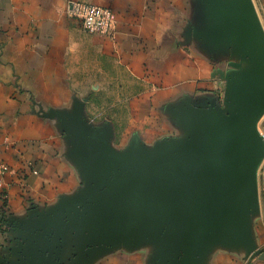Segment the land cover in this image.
Segmentation results:
<instances>
[{"label":"crops","instance_id":"0c3cea01","mask_svg":"<svg viewBox=\"0 0 264 264\" xmlns=\"http://www.w3.org/2000/svg\"><path fill=\"white\" fill-rule=\"evenodd\" d=\"M69 1L0 0V156L10 170L0 264H264V158L235 229L214 219L198 235L195 219L167 211L177 200L169 183L158 189V213L131 229L109 228L115 213L75 212L57 230L77 208L119 209L123 224L146 209L137 170L114 171L105 184L112 164L102 133L119 159L135 145L153 157L164 144H201L195 115H235L237 84L264 94V0H82L112 10L113 38L85 33ZM223 9L244 13L243 25H227ZM91 49L143 87L122 142L82 123Z\"/></svg>","mask_w":264,"mask_h":264},{"label":"water","instance_id":"95a60500","mask_svg":"<svg viewBox=\"0 0 264 264\" xmlns=\"http://www.w3.org/2000/svg\"><path fill=\"white\" fill-rule=\"evenodd\" d=\"M222 15L229 26L243 25L246 17L244 13L227 9L222 10ZM235 92L240 109L232 117L194 116L205 134L198 146L174 148L164 144L156 156L144 157L135 145L129 157L119 159L104 147L105 133H102L100 150L112 164L105 184L114 171L137 170L146 209L138 219L123 224L119 209L86 213L77 208L61 221L57 227L59 235L63 224L75 212L85 217H106L115 213L117 222L109 226L111 229L138 226L158 213L162 204L158 189L169 183L174 185L177 200L169 203L167 211L188 222L195 219L190 225L198 235H202L214 219L235 229L243 214L244 202L257 194V170L264 158V132L258 130V121L264 113V94L248 82L237 84Z\"/></svg>","mask_w":264,"mask_h":264},{"label":"rangeland","instance_id":"374dc122","mask_svg":"<svg viewBox=\"0 0 264 264\" xmlns=\"http://www.w3.org/2000/svg\"><path fill=\"white\" fill-rule=\"evenodd\" d=\"M87 33V32H85ZM90 35L89 33H87ZM93 45V43H91ZM94 51L88 53L86 63V73L90 82L84 86H79L83 97V125L84 128L96 135L99 132H108L111 138L122 142V134L128 128L130 119L133 117L134 98L142 91L143 87L133 78L128 79L122 76L110 61L104 57L95 60ZM98 61L101 69L96 68L94 62ZM92 67L96 69H92ZM123 84V82H126ZM264 122V116L258 121V127L261 129ZM0 178V220L4 221V213L7 207V196L4 189V175Z\"/></svg>","mask_w":264,"mask_h":264},{"label":"built area","instance_id":"2783aa9c","mask_svg":"<svg viewBox=\"0 0 264 264\" xmlns=\"http://www.w3.org/2000/svg\"><path fill=\"white\" fill-rule=\"evenodd\" d=\"M67 12L70 17L80 22L87 33L108 38L115 36L116 19L110 8L82 0H70L67 3ZM7 170L8 165L0 156V178Z\"/></svg>","mask_w":264,"mask_h":264}]
</instances>
